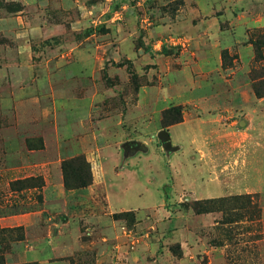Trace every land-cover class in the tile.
<instances>
[{
    "label": "rangeland",
    "instance_id": "obj_1",
    "mask_svg": "<svg viewBox=\"0 0 264 264\" xmlns=\"http://www.w3.org/2000/svg\"><path fill=\"white\" fill-rule=\"evenodd\" d=\"M260 30L264 0H0V263L264 264L226 135Z\"/></svg>",
    "mask_w": 264,
    "mask_h": 264
},
{
    "label": "crops",
    "instance_id": "obj_2",
    "mask_svg": "<svg viewBox=\"0 0 264 264\" xmlns=\"http://www.w3.org/2000/svg\"><path fill=\"white\" fill-rule=\"evenodd\" d=\"M238 110L245 113L243 122L240 121L241 128L229 130L226 134L233 137V142L230 145L234 150L238 146L240 147L237 149L239 150L238 153L244 154L242 159L246 163L242 178L235 180L234 185L238 187L234 190L238 192H264V106L248 104V106H241ZM230 126L228 125L229 128H231ZM208 144L209 141L205 140L204 146L206 147ZM238 160L240 161V159ZM208 176L212 175L208 173ZM241 186L244 187V190H241ZM220 191V186L208 189L210 193H219Z\"/></svg>",
    "mask_w": 264,
    "mask_h": 264
},
{
    "label": "trees",
    "instance_id": "obj_3",
    "mask_svg": "<svg viewBox=\"0 0 264 264\" xmlns=\"http://www.w3.org/2000/svg\"><path fill=\"white\" fill-rule=\"evenodd\" d=\"M250 43L253 46L254 49V61L261 63L260 67L253 68L250 71V79L252 80V90L256 97H264V30L257 31L255 33H252L249 38ZM228 58V53L222 54V62L225 63V60ZM87 182H84L82 184H72L67 176V174L64 175V185L66 188H75V187H81L85 186ZM242 198L244 200H242ZM233 199L241 200L239 203L240 208H248L251 209L250 213L252 212L254 217L251 219V221H258L259 224V210L257 209V203L251 200V196L249 194L246 195H240L236 196ZM1 264V263H0Z\"/></svg>",
    "mask_w": 264,
    "mask_h": 264
},
{
    "label": "water",
    "instance_id": "obj_4",
    "mask_svg": "<svg viewBox=\"0 0 264 264\" xmlns=\"http://www.w3.org/2000/svg\"><path fill=\"white\" fill-rule=\"evenodd\" d=\"M158 138L161 140L162 146L165 150H170L173 148L170 141V134L167 130H160L158 132Z\"/></svg>",
    "mask_w": 264,
    "mask_h": 264
}]
</instances>
